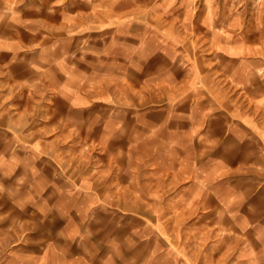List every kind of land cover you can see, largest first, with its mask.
<instances>
[{"label":"crops","instance_id":"0c3cea01","mask_svg":"<svg viewBox=\"0 0 264 264\" xmlns=\"http://www.w3.org/2000/svg\"><path fill=\"white\" fill-rule=\"evenodd\" d=\"M1 2L18 20L0 23V194L27 231L13 264H143L128 195L184 226L227 212L247 234L232 258L264 264V0Z\"/></svg>","mask_w":264,"mask_h":264},{"label":"rangeland","instance_id":"374dc122","mask_svg":"<svg viewBox=\"0 0 264 264\" xmlns=\"http://www.w3.org/2000/svg\"><path fill=\"white\" fill-rule=\"evenodd\" d=\"M132 1L134 3L143 1L145 12L151 10L152 0ZM13 6L6 2L0 3V23L2 21L18 22L15 19H1L3 12ZM151 21V18L144 19L145 24L148 25L151 24ZM191 53L193 58L197 59L203 52L193 49ZM114 197L118 199L119 196ZM145 199L143 200L142 196L128 195L129 242L133 243L138 240L137 245H141L140 249L143 251L141 261L143 264H173L172 250H179L183 253L185 246H190L193 255L196 256V260L192 264H239L234 257L232 258L233 236L236 237V240L237 236L239 237L240 248H242L245 243L247 244V234L242 232L238 234L233 227L229 226L227 212L211 213L209 211L207 219L201 220L199 211H192L191 225L184 226L183 220H180L179 212H158L143 209L141 204L146 201ZM9 204V196L0 194V264H13V259L9 258V251L14 246H20L27 234L22 221H19L16 216L14 217ZM112 208L116 209L117 207L114 204ZM259 213L264 218V210ZM160 215L161 218L158 217ZM113 218V220L118 219L115 218V210H113ZM115 230V234L118 235V226ZM14 238L17 239L16 243L10 241ZM203 253L208 254V257H203ZM32 259L34 258H27L26 261L33 262ZM20 261L19 263L22 264L24 260L20 259Z\"/></svg>","mask_w":264,"mask_h":264}]
</instances>
